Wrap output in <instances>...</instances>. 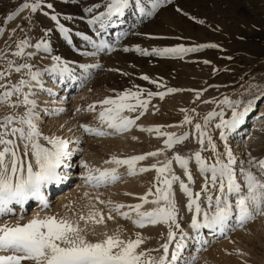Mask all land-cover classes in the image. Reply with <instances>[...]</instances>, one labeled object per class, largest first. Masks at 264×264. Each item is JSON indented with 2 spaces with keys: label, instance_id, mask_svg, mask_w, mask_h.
<instances>
[{
  "label": "rangeland",
  "instance_id": "1",
  "mask_svg": "<svg viewBox=\"0 0 264 264\" xmlns=\"http://www.w3.org/2000/svg\"><path fill=\"white\" fill-rule=\"evenodd\" d=\"M23 2L32 3L33 0H0V28L4 29L3 35H0V57H3L0 59V70H3L8 60H13L16 64L27 62L32 65L33 71L46 69V67H43L46 65L42 62L44 55L39 54V57L36 54L34 56L30 53L31 51H28V47L25 49L24 57L12 55L17 50L16 43L21 39H27L31 45L36 44L38 39H42V42L46 41L48 46L54 49V53H57L59 49L68 43L69 37L67 35L69 33V36H73H71L73 40H75V35L83 33V37L87 36L95 39L97 37L99 42L103 40L109 46L104 49L105 54L101 57L102 62L98 70L94 71L95 75L91 76L90 81L88 80L89 83L84 87L86 92L83 101L87 106L90 107L95 103V109L100 111L99 109L102 108V111L104 107H107L101 105L104 99H116L118 94L125 91L135 92L143 90L141 99L149 100L147 110L143 112V115H140V112L143 111L142 109L123 113V115L136 121L135 125L128 131L115 133L109 129L107 131L108 135L100 137L93 136L82 130L80 135L82 137V142L79 143L80 147L86 148L85 160L88 165H91L89 167L93 169H96L100 164H106L105 161L113 157L126 159L133 156L146 155L149 152L159 153L157 156H151L152 158L149 156L147 159L137 162L135 166L137 174L133 176H128L127 166L123 165L125 170H127L124 171V175L130 180L135 179L136 181L139 179L136 183H141V186H139L140 190L138 189L137 193L135 192L137 196L134 194L135 199L127 200L129 198L126 197V199L123 197L120 199L125 203L127 201L126 205H129L128 201L132 205L138 204L140 202L139 197L144 196L149 189L155 193V186L162 185L157 184V173L154 169H151V166L162 167L168 160H172V171L179 177V180L173 184V192L178 209L177 222L180 224V228L188 233L190 239L194 237L193 230L189 225L195 206H193V211L190 212L188 210V198L180 189V181L188 185L194 194L201 192L205 182V177L200 174L194 158V153L201 150L195 129V124L197 123H200L202 130L211 136L218 152L223 154L225 145L231 150L237 161L236 165H234V170L236 171L238 183L243 184L245 181V176L241 174V168L243 170H251L256 176L259 175L256 173L259 170L258 167L250 166L249 161L259 162L264 160V128L253 135L252 125L248 124L246 127L248 132L239 138H236V129L225 130L227 138L226 140H221V129L215 127L220 122V117L213 118L207 125H205L204 120L210 112H223L224 119L231 118L233 109L226 104H222L225 98L237 105V111H241L249 102H254L252 114L264 109V0H170L165 2V4L159 5L158 9L149 18L141 20V22L135 20L139 11L135 7L133 0V3L126 10L129 13L128 16L126 18L122 17V20H120L121 17H113V23L116 25L109 27L108 33L102 32L99 36L96 34L100 27L99 22L95 25H90L88 20L102 11H106L103 7L105 0H41V7L37 12L42 9L52 10L61 20L60 22L64 25V28H67V35L59 30L60 26L56 25L50 28L46 23L37 20L35 13H31L30 10H25L14 20L5 24L4 21L7 15L14 13ZM49 3L52 4V8L47 7ZM98 3L101 5L99 9H94L92 13L85 11V9ZM141 3L145 11L151 10L150 3H152V0H141ZM177 15L178 17L182 16L184 20L190 23V26L192 25L189 31L194 36L186 32L185 34L183 28L179 25L177 27L172 22H168ZM199 32L202 33L200 35L202 36L201 38L196 35ZM206 45H215L216 47H205ZM169 47H184L197 50L178 56H157L154 54L143 56L136 51L139 48L152 53L153 49ZM126 48L128 51H124ZM85 52H87V49L80 55V60H86L89 56L91 57V55L87 57ZM200 69L203 73L199 71ZM186 71L192 76L189 80H174L177 79V75L186 73ZM188 73L187 75H189ZM193 74L196 75V78H194ZM143 76H148L149 80L142 79ZM21 78L29 79L27 70L22 73H13L10 82L18 83ZM93 81H97V83L94 84ZM58 84L60 85L61 81ZM169 89L175 91L169 92ZM27 90L25 89V91ZM32 90L38 95L37 100L42 102L44 106H48V108H44L46 111L53 110L49 108L55 104L61 105L59 111L54 109L52 111L53 115H46L49 119L67 121L72 119L73 115L77 116L80 111L82 112V108H72L75 106L74 102L77 98L76 88L67 91L68 98H61L62 93L65 91L62 86L58 88L55 94H46L45 91L39 90L35 84H33ZM148 92L157 95H153L149 99ZM159 93H165L163 99L160 98ZM46 95H48L47 99L51 101L43 102L42 98ZM90 100L95 102H89ZM130 102L135 103V101ZM12 111L9 108H0V117ZM15 111L17 114L23 113L26 108L22 107ZM88 111L84 113L87 115L91 113L93 116L95 115L94 117L97 121H100L97 110ZM185 115L192 120L191 124L184 123ZM93 116L91 118L94 119ZM137 116H139L138 119ZM81 125H84V122ZM144 126H147L144 129H155L158 127L160 128V133L142 131L141 129ZM168 133L173 134L175 137L187 134L188 138L169 149L165 146V140L167 139L165 134ZM205 147H207V137L205 138ZM79 153L82 154L81 157L84 156V150ZM176 155L189 158L188 167L193 177L192 183L188 182L183 169L175 161L174 157ZM201 156L208 164L215 161L210 149L201 151ZM221 158L225 162L227 161L226 156L222 155ZM143 167H148L150 170L140 173L139 169ZM165 175L170 178V174L166 173ZM260 179L262 178L260 177ZM211 194L215 196L219 193L212 192ZM204 195L201 192L199 202L202 207L206 208ZM50 197H53V194ZM93 199L96 198L91 197L86 203ZM148 199L151 201L154 196H149ZM71 202L66 206L77 207L81 201L78 202L76 198V200ZM232 202L234 203V200ZM88 203L94 204L98 210L101 208V213L105 210V206L98 208L95 200L92 203L91 201ZM88 203V206L86 205L85 207H89L90 204ZM70 204L73 206H70ZM161 206H163V202H161ZM85 207L83 208V213L87 214L89 208L85 209ZM155 207L156 205L148 203V205L145 204L142 211H150ZM61 213L58 211V216H63ZM76 213H79V211ZM132 215L135 219V213H132ZM107 216L106 214L104 216L105 223L98 225L99 227L97 226L96 235H89L88 238L90 240L103 239L101 233L104 231L111 235L119 230L121 238L125 240H135L137 235H139L143 239V243L138 250L144 251L149 258L158 259L163 255L161 246L164 243H169L168 225L160 223L140 228L133 223L131 224L132 221L130 222V220L114 217L110 221L106 219ZM21 223H27V221H22ZM230 225L231 229H228V232L220 239L225 242L221 246L208 244L205 247L207 249L203 252L204 255L193 264H264V216L257 215L253 220L246 222L243 227L235 224V221L230 222ZM89 229L91 230V225H89ZM173 231H176L177 235L175 240L170 242L169 255L175 249V244L179 241L181 234L174 226ZM191 246L192 244H190ZM214 252H218V254Z\"/></svg>",
  "mask_w": 264,
  "mask_h": 264
},
{
  "label": "snow or ice",
  "instance_id": "2",
  "mask_svg": "<svg viewBox=\"0 0 264 264\" xmlns=\"http://www.w3.org/2000/svg\"><path fill=\"white\" fill-rule=\"evenodd\" d=\"M133 3V0H105L103 7L106 11L100 12L92 19L88 20L90 25L99 22V29L96 34L99 36L107 31L109 27H114L113 17H122L125 11ZM135 7L141 15L151 16L159 5V0H152L151 12H145L141 0H134ZM41 7V0H33L32 3H21L16 11L7 15L4 23L14 20L25 10L36 13ZM52 8V4L47 5ZM101 5L95 4L93 7L85 9L92 13L94 9H99ZM47 15V13H44ZM57 20L56 16L51 17ZM60 31L67 35V29L60 25ZM4 29L0 28V35H3ZM85 40L89 37L85 36ZM30 46L27 39H21L16 43V51L12 55L24 57L25 49ZM99 51H103L109 46L101 40L96 45ZM205 47H216L215 45H206ZM37 50L43 49L45 53L49 52V46L45 42L35 45ZM111 50V49H109ZM197 49H188L184 47H169L163 49H153L152 53L137 48L143 56L154 54L157 56H178L180 54L196 51ZM128 51V49H124ZM31 55V54H29ZM3 57H0L2 59ZM57 63L48 71L55 73L59 67L60 58L52 57ZM27 70L30 79L21 78L18 83L10 82L13 73H22ZM67 67L62 69L67 72ZM42 73L33 71L29 63L16 64L13 60H8L3 70H0V108H9L13 111L0 117V217L14 212L13 205L23 207L30 200L40 202L43 209H48L49 204L42 192L46 186L61 183L63 177L59 169L64 166L66 160L70 159L72 152L69 151V142L57 136H47L42 133L37 123V103L31 97L36 95L32 90L33 83L40 89L43 84L40 82ZM142 79L149 80L148 76ZM25 89H28L25 91ZM125 91L117 95L116 99L106 98L101 102L104 109L99 113V120L102 125L115 133H124L128 131L136 121L123 115L125 111L134 112L142 109L140 115L147 110L149 100L141 99V92ZM175 91L169 89V92ZM149 99L152 92L147 93ZM163 99L165 93L158 94ZM130 101H135L132 103ZM222 104L228 105L233 109L230 119H224L223 112H210L205 117L204 123L207 125L215 117H220V122L215 125L220 131V139L226 140V131L235 130L241 124L249 109L251 102L244 107L243 111H237V105L230 102L227 98ZM26 108L23 113L17 114L15 110ZM90 111L95 110V105L90 106ZM139 116H137V119ZM184 123L191 124L192 120L185 115ZM84 131L96 136H106L109 133L81 125ZM198 134V143L201 150L194 153L195 162L199 167V172L205 177L201 192L204 193V201L207 207H202L200 201L201 192L193 193L188 185L180 181V189L188 198L187 208L191 212L194 207V214L189 227L197 235L193 240H199L201 230L208 229L219 235H224L229 228L230 222L244 225L253 220L257 215L264 216V180L258 178L251 170H243L241 174L245 176L243 184L237 182L236 158L231 150L225 145L224 153L217 151L216 144L211 136L204 130L200 123L195 124ZM160 133V128L141 129ZM165 140V146L172 148L173 145L182 142L188 138L187 134L181 137H175L168 133ZM207 137V147H205V138ZM210 149L215 157L214 163L208 164L201 156V151ZM158 152H149L146 155L133 156L131 158L119 159L113 157L105 161L106 164H114L117 167L108 169H93L88 164L81 162V167L87 169L84 176L85 183L92 188H100L115 183L120 179L118 168L126 165L128 175L137 174L136 164L139 161L147 159L149 156H157ZM227 157L225 162L221 156ZM175 161L183 169L188 182H193V177L189 171V158L176 155ZM250 166L258 167L261 176H264V160L259 162L249 161ZM157 173L155 193L151 189L142 197H139L141 203L135 205L117 204L111 206V202L99 200V203L109 206L108 220L113 219L112 213L115 212L124 219H131L132 223L140 228L147 225H157L163 223L168 225V241L161 247L163 255L158 259L149 258L144 251H139L143 239L137 235L135 240L122 239L119 230L113 234L107 231L101 233L103 239L90 240L89 235H96L95 228L105 223L104 214L95 209V205H89L87 214L83 212L73 213L71 216L58 215H40L28 219L27 223L19 222L24 217H19L17 223L8 224L0 222V264H179L183 250L186 247L185 238L188 233L180 228L177 222L178 209L175 202L173 184L179 180V177L172 171V160H168L162 167L152 165ZM150 168L143 167L139 169L140 173L149 171ZM170 174V178L165 174ZM210 174V176H209ZM211 190V192H210ZM218 192V195L211 194ZM154 196L149 201L148 197ZM195 196V198H193ZM234 200V203L232 202ZM163 202V206H161ZM156 205L150 211H142L145 204ZM127 207L129 211L121 212V209ZM71 211V209H69ZM132 213H135V219H132ZM83 224V226H82ZM91 225V230L89 229ZM180 231L179 241L175 244V250L171 252L169 258L170 242L175 240L176 231ZM204 243H207L204 241Z\"/></svg>",
  "mask_w": 264,
  "mask_h": 264
},
{
  "label": "bare ground",
  "instance_id": "3",
  "mask_svg": "<svg viewBox=\"0 0 264 264\" xmlns=\"http://www.w3.org/2000/svg\"><path fill=\"white\" fill-rule=\"evenodd\" d=\"M168 1H170V0H159V5L165 4V2H168ZM151 4L152 3H150V8H151ZM156 9H158V7ZM151 10H152V8H151ZM151 10L149 9L148 11H145V12L146 13L151 12ZM44 13H47V15H44ZM137 13H139V14H137L135 20L140 21V22H141V20L143 21V20H146L147 18L150 17L149 15H141L140 12H137ZM128 14L129 13L127 11H125V14L122 17L126 18V16H128ZM34 15H35V18L37 20L46 23L47 25L50 26V28L55 27L56 25H58V26L62 25L60 22L61 20L53 13L52 10H46V9L43 10L42 9L41 11L36 12ZM53 15L57 17V20L51 19V17ZM122 17L120 18V20H122ZM181 17L180 16L178 17V15L174 16L171 19L169 18L170 20L168 22H172L174 25H177V27L179 25L181 28H183L184 33L186 32L187 34L194 36V34L192 35V33L189 31V29H190V27H192V25L190 26V23H188V21L184 20L183 17L182 18ZM33 18H34V16H33ZM182 24H183V26H182ZM114 25H116V24L114 23ZM63 27H64V25H63ZM119 28H120V26H119ZM65 29H67V28H65ZM173 29H175V28L173 27ZM202 30H200V31H202ZM104 33H108V29ZM202 33H203V31H202ZM202 33L199 32V34H196V35L200 36V35H202ZM67 34H68V32H67ZM69 34L67 35L69 37L68 38L69 40L67 41L68 43H66L65 46H63L61 49H59V51H57V53L56 52L54 53V49H52L51 47H49L48 53H45L43 51V49L37 50L35 48V45L37 43H41L43 41L42 39H38L36 44H32V45L30 44L31 46L28 47V49H29L28 51H31L30 53H32V55H34V56L36 54L44 55L43 56L44 58L42 56H41V58H43L42 62H44V65H46L43 67H46V69L40 70V72L42 73V75L40 77V82L43 84V89H40L37 86V88L39 90H41L43 92L45 91L46 94H55L56 91L58 90V88L60 86H62V88L65 91L62 93L63 95L61 98H64V97L68 98L69 95H67V91H71L72 89H75V88L77 89V91H76V94H77L76 97L77 98L74 102L75 106H73L72 108H75V107L76 108H82V112L79 109V111H80L78 113L79 115H77V114H76L77 116L73 115V118L70 120H67V121L66 120H55V119L53 120L51 118L49 119L48 116L46 117V115H50V116L53 115L52 111L54 109H55V111H59L61 108L60 104H55L49 108V109H53V110L46 111L45 109L48 108V106H44L42 102H39L37 100L38 95H34L31 97L32 99L36 98L35 99L36 103H37L36 113H37L38 118L35 122L37 123L39 129L42 131V133L44 135L57 136L61 139L67 140L69 142V151H71L73 154L70 157V159L65 161L64 166H62V168L58 170L60 172L61 176L63 177L61 183L51 184V185L46 186L44 189H42V192H43V194H44V196H45V198L49 204L48 209L42 210V207H41L39 201L30 200L23 207H20V206L18 207V205H13L12 207L14 208V212L11 214H8L6 216L0 217V222L8 223V224H15V223H17L19 217H21V216H23L24 218L22 220H20L19 222H22V221L24 222V221H28V219L33 218L34 216H37V215H40L41 217H43L45 215H51L54 213L57 214L58 211H59V213L62 212L61 214H63V216H65V215L71 216L74 212L76 213L77 211H79V213L84 212L83 208L87 205V203L90 201L92 203V201L94 202V200H95L96 205H98V208L105 206V210H103L104 211L103 213L105 216V214L108 215V213H109V206H106V204L99 203L97 199L89 200L87 203H86V201L91 197H93V198L98 197L99 200H101V201H105V202L110 201L111 206H114L117 204L126 205L127 201H126V203L123 201L124 202L123 203L120 199L122 197L123 198H125V197L129 198L127 200H131L132 198L135 199V197H134L136 195L135 192L139 189V186H141L140 185L141 183H136L139 179L136 181H135V179L130 180V179H128V177L126 175H124V171H127V170H125L124 166H120L118 168V175L120 176V179L118 181H116L115 183L109 184L107 186H102L100 188H92L91 186H89L85 183L84 176L87 173V169L81 167V162H84L87 164V162L85 160L87 150H86V148H81L80 144H79L80 142H82V137H80L81 131L82 130L84 131V128L81 127L80 125L83 124V122H84L85 126L91 127L93 129H99V130H102L105 132H107L109 130V128H107V125H102L100 121H97L95 119V117H94L95 115L93 116V114L90 113L91 116L94 117V119H93V118H91L90 114H88V115L85 114L86 111L89 112L88 110L90 107H88L87 104L83 101V97H85V92H86L84 90V87H85V85H87V83H89L88 80L92 78L91 76L95 75L94 71L96 69L98 70L99 66L101 65L100 64L102 62L101 57L105 54V51L104 50L99 51L97 49L96 45H98L100 43L97 37H96V39L95 38H89L88 40H85L83 37L84 35H82L83 33H81L80 35H77V36L75 35V40H73V38H72L73 36L72 35L69 36ZM209 34H210V32H209ZM201 37L202 36H200V38ZM200 38H197V39H200ZM66 39H67V37H66ZM203 40H204V38H203ZM45 43H46V41H45ZM86 44H87V46H86ZM107 45H108V43H107ZM86 49H87V52H85V53H86L87 57L89 55H91V57L89 56L86 60H80V58H81L80 55H82ZM39 57H40V55H39ZM52 57H59L60 58L59 67L55 73L48 71L49 69H51L53 67L54 64L57 63L56 61H54L52 59ZM183 66H185V65H183ZM64 67H67V69H68L67 72L62 71V69ZM205 68H207V67H205ZM184 71H185V69H184ZM199 71H201V73H203V71L201 69ZM187 73H188L187 71H186V73H180L179 75H177L178 76L177 79H174V80H181V81H183L184 79L189 80V78H191L192 76L189 73H188L189 75H187ZM194 76H195L194 78H196V75H194ZM29 79H30V77H29ZM60 81H61V84L59 85L58 83H60ZM32 83L35 84V82H32ZM93 83L96 84L97 81H93ZM179 84H180V82H179ZM69 94H70V92H69ZM47 97H48V95H46V96H44V98H42L43 102L51 101V100L47 99ZM91 98H93V97H91ZM94 99H96V98H94ZM89 102H92V101L90 100ZM94 102L95 101H93L92 103H94ZM96 103H98V102H96ZM93 105H95V103ZM251 105H252V107L249 109L247 115L244 117L241 124L238 125V127L236 128V132H237L236 138L237 137L239 138L240 136H243L246 132H248V130L246 129L248 124L252 125V134L253 135L264 128V109L260 110V112H258V113L252 114L254 111V102L251 103ZM263 108H264V106H263ZM101 109H99L100 111H98V109H95L94 111L97 110L98 114H99V112H101ZM243 109L244 108L241 109V112L243 111ZM96 116H98V115L96 114ZM47 119H48V121H47ZM46 121H47V123H46ZM79 123H81V124H79ZM44 125H46V126L44 127ZM146 127L144 126L143 129ZM92 135L96 136L94 134H92ZM236 142H238V141H236ZM240 148L242 149V147H240ZM244 148H243V150H244ZM82 150H84V156L83 157H81L82 154L79 153ZM243 150H241V151H243ZM113 167H117V166L114 164H103V165L100 164L99 166H97V168H99L101 170L113 168ZM256 173L259 174V175H257L258 178L261 177L262 180H264V176H261L259 170ZM70 183H72V184L70 185ZM52 194H53V197H50V195H52ZM54 197H55V199H54ZM76 198H77L78 202L81 201L80 204L78 203L77 207L73 206L72 204H70V206L72 205L73 207H67L66 206L69 202L76 200ZM59 199H61V200H59ZM139 201L141 202V200H139ZM32 204H33V206H32ZM88 204H90V203H88ZM128 204L132 205L130 201H128ZM92 205H94V204H92ZM30 206H32V207L30 208ZM144 207H145V205H144ZM86 208H89V207H85V209ZM95 208H96V206H95ZM69 209H71V211ZM100 209L101 208H99V211H101ZM126 211H129V209L128 208L121 209V212H126ZM28 212H30V213L28 214ZM112 215H115V216H113V218L119 217L120 219H124L115 212H113ZM132 219H134L133 215H132ZM114 220H116V219H114ZM125 220H130V222L132 221L131 219H125ZM131 224H132V222H131ZM238 227H240V226H238ZM242 227H243V225H242ZM96 228H97V226H96ZM96 228H95V230H96ZM134 228L136 229V227H134ZM102 229H103V227H102ZM228 229H231V225H229ZM228 229H226V232H228L227 231ZM233 229H235V228H233ZM193 233H194V237H195L197 234L195 232H193ZM224 235H219L218 230L216 233H213V232L209 231L208 229H203L200 232L199 240H193V239H190L189 236H187L185 238L186 247L182 252L179 264H193L197 259H199L202 255H204L203 252H204V250L207 249L205 247L208 246V244H212L213 246L214 245H217V246L220 245L221 246L225 242L224 240L223 241L220 240L224 237ZM204 241H206L207 243H204ZM190 244H192L191 247H190ZM190 250H191V252H190ZM214 253L218 254V252H214ZM169 258H170V255H169Z\"/></svg>",
  "mask_w": 264,
  "mask_h": 264
}]
</instances>
